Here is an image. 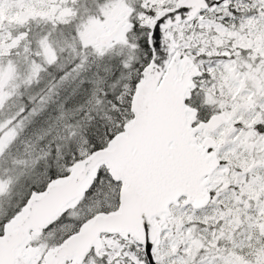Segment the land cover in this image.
I'll use <instances>...</instances> for the list:
<instances>
[{
    "label": "snow or ice",
    "instance_id": "obj_1",
    "mask_svg": "<svg viewBox=\"0 0 264 264\" xmlns=\"http://www.w3.org/2000/svg\"><path fill=\"white\" fill-rule=\"evenodd\" d=\"M0 264H264V0H0Z\"/></svg>",
    "mask_w": 264,
    "mask_h": 264
}]
</instances>
